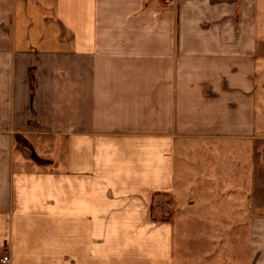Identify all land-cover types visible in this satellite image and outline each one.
<instances>
[{"label":"crops","instance_id":"obj_1","mask_svg":"<svg viewBox=\"0 0 264 264\" xmlns=\"http://www.w3.org/2000/svg\"><path fill=\"white\" fill-rule=\"evenodd\" d=\"M169 1L0 0V264H264V0Z\"/></svg>","mask_w":264,"mask_h":264},{"label":"rangeland","instance_id":"obj_2","mask_svg":"<svg viewBox=\"0 0 264 264\" xmlns=\"http://www.w3.org/2000/svg\"><path fill=\"white\" fill-rule=\"evenodd\" d=\"M168 202H169V201H166V205L168 204ZM169 205H170V203H169ZM167 206H168V205H167ZM167 208L170 209L169 207H167ZM169 213H170V212H166V213H165L166 216H164V218H165V217H168V214H169ZM176 232H178L177 229H176ZM179 238H180V237H179ZM177 241H178V235H177ZM209 248L211 249L212 252L215 251V250H214V245H210Z\"/></svg>","mask_w":264,"mask_h":264},{"label":"built area","instance_id":"obj_3","mask_svg":"<svg viewBox=\"0 0 264 264\" xmlns=\"http://www.w3.org/2000/svg\"><path fill=\"white\" fill-rule=\"evenodd\" d=\"M168 3H172V2L168 0ZM9 262H10V259L8 257L3 258V260H2V263H4V264H7Z\"/></svg>","mask_w":264,"mask_h":264}]
</instances>
